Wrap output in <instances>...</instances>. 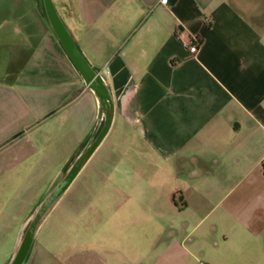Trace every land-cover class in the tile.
I'll return each instance as SVG.
<instances>
[{"label": "crops", "instance_id": "crops-1", "mask_svg": "<svg viewBox=\"0 0 264 264\" xmlns=\"http://www.w3.org/2000/svg\"><path fill=\"white\" fill-rule=\"evenodd\" d=\"M7 1L0 264L99 120L42 0ZM53 3L110 90L113 118L23 264L202 263L228 252L264 261V0Z\"/></svg>", "mask_w": 264, "mask_h": 264}, {"label": "water", "instance_id": "water-1", "mask_svg": "<svg viewBox=\"0 0 264 264\" xmlns=\"http://www.w3.org/2000/svg\"><path fill=\"white\" fill-rule=\"evenodd\" d=\"M43 8L50 27L75 65L87 86L95 93L99 103V120L93 134L74 159L66 173L41 201L30 218L16 251L8 264H23L29 254L35 234L54 205L67 190L95 149L107 134L113 118V101L110 90L104 83L101 75L94 70L81 49L76 44L65 23L59 16L53 0H42ZM102 124L99 128V125ZM99 129V130H98ZM98 130V131H97Z\"/></svg>", "mask_w": 264, "mask_h": 264}, {"label": "rangeland", "instance_id": "rangeland-1", "mask_svg": "<svg viewBox=\"0 0 264 264\" xmlns=\"http://www.w3.org/2000/svg\"><path fill=\"white\" fill-rule=\"evenodd\" d=\"M8 1L7 0H0V12H3L4 10H6ZM68 170V169H67ZM84 173H86L87 175L91 173L90 168L88 166V168L84 171ZM158 216V215H156ZM162 216V215H161ZM167 218V220L169 221L170 219V214H166L163 215V219ZM166 220V219H164ZM153 234L151 231L148 235ZM147 235V236H148ZM169 240V237L167 236H163V241H167ZM236 244L231 246V249L235 248ZM161 264H175L174 262H172L170 259L164 260ZM179 264H264V261H256V259L251 258L250 256H245L243 254H232L229 253L226 254V256H221L219 259H217L216 261H210V262H206L203 261L202 263H199L198 261H195L193 259L188 258V261H184L181 262Z\"/></svg>", "mask_w": 264, "mask_h": 264}, {"label": "built area", "instance_id": "built-area-1", "mask_svg": "<svg viewBox=\"0 0 264 264\" xmlns=\"http://www.w3.org/2000/svg\"><path fill=\"white\" fill-rule=\"evenodd\" d=\"M174 0H158V2L162 5L169 6ZM201 40L198 36H192L189 42V51L192 54H195L200 47Z\"/></svg>", "mask_w": 264, "mask_h": 264}]
</instances>
